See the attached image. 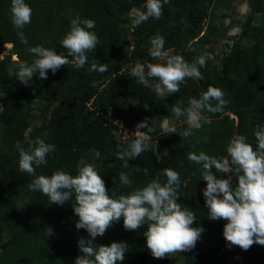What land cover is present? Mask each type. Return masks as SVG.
Returning <instances> with one entry per match:
<instances>
[{
  "label": "trees",
  "instance_id": "16d2710c",
  "mask_svg": "<svg viewBox=\"0 0 264 264\" xmlns=\"http://www.w3.org/2000/svg\"><path fill=\"white\" fill-rule=\"evenodd\" d=\"M258 1L249 21L241 28L238 40L221 61L223 71H217L209 61L202 68L204 81L198 89L186 80L179 92L161 99L151 88L137 83L130 75V68L136 63L158 62L148 54L149 41L155 35L164 37V49L170 54L182 53L190 43L198 41L212 13L213 0H170L159 20L149 18L135 27L127 13L132 7L143 11L146 0H42L47 12L63 15L47 44L43 40L51 26L49 20L48 25L43 24L42 18L32 10L31 23L23 29L27 44H23L10 21L11 0H0V106L4 109L0 112V264H75V259L82 255L78 247L80 238L91 240L93 246L126 243L128 250L117 264H169V257L155 259L146 248L143 236L146 225L135 231L125 230L121 218L113 222L103 236L92 239L86 230L75 228L78 217L71 206L74 200L62 206L50 204L47 196L28 188L34 177L19 171V152L15 145L19 141L27 150L28 141L38 139L35 134L27 133L31 110L36 101L50 99L56 104L50 111L46 136L42 140L56 148L47 156V163L36 168V175L50 176L56 170L76 175L77 164L83 159L101 176L109 195L118 198L142 188L155 177H160L163 184L166 182L163 170L171 168L180 175L177 202L195 214L197 220L192 227L200 226L205 230L192 251L181 253L183 264H226L228 261L240 264L239 259L243 264H264V246L253 245L247 251L237 247L238 254L222 250V247L229 248L223 237L225 223L208 218L202 165L187 159L190 152H204L217 158L226 156L227 144L235 134L245 135L246 142L251 144L255 140L252 133L264 121V65L257 69V63H253L255 46L247 53L241 47L242 40L255 45L264 40L261 34L264 6L258 8ZM25 3L32 4L31 0ZM255 13L262 14L259 24L253 21ZM77 17L95 21V28L89 31L95 32L100 41L87 54V64L77 69L71 62L73 58L68 57L70 63L55 74L49 71L47 79L34 74L28 84L17 80L18 63L33 59L29 47L39 45L67 56L60 40L69 30L70 21ZM7 44L11 45L9 50ZM13 56L17 60L12 62ZM94 60L107 64L108 70L90 72ZM209 86L225 93L227 107L219 113H203L210 117V123L201 121L202 127L193 130L187 139L181 141L182 132L176 126V133H163L160 125L164 119L173 126L185 119V115L176 117L172 113V108L179 106V100H182L181 108H185L189 97L198 98ZM132 100L139 103L133 105ZM144 104L149 107L145 109ZM145 118L155 131L139 129V132L156 145L160 159L153 151H146L129 160L130 167L124 168L123 162L116 158L119 149L112 133L119 132L118 125L137 131L136 125ZM135 139L123 140L120 133L119 140L125 146ZM90 149L99 151L100 157L94 158ZM135 167L141 171H135ZM143 169H147V174ZM212 171L217 178L227 179L226 173H216L214 168ZM121 172L127 173L133 181L130 187L120 185ZM228 175L232 176L235 187V175ZM21 200L26 204L24 212L19 208ZM48 228L51 234L47 236Z\"/></svg>",
  "mask_w": 264,
  "mask_h": 264
},
{
  "label": "clouds",
  "instance_id": "9594fccd",
  "mask_svg": "<svg viewBox=\"0 0 264 264\" xmlns=\"http://www.w3.org/2000/svg\"><path fill=\"white\" fill-rule=\"evenodd\" d=\"M169 3L170 0H146L143 11L132 7L127 15L134 27L139 26L149 18L159 20L164 6ZM31 17L32 9L25 0H11L10 21L23 44H27L23 29L31 23ZM93 28L95 21L91 19L77 17L70 21L69 30L60 40L62 47L67 50V56L39 45L29 47L28 52L33 59L31 62L18 63L16 79L23 84H28L34 74H38L40 79H47L49 71L55 74L58 69L70 63L68 57L73 58L71 62L75 68H83L88 62L87 54L100 43L96 33L89 31ZM149 43L148 54L158 62L136 63L129 71L137 83L151 88L161 99L179 92L181 85L188 79L203 80L200 69L206 66L207 61L215 62V56L210 53L196 58L194 62L187 61L182 55L170 54L164 49L165 40L161 35L153 36ZM107 70V64L96 63L95 60L89 68L90 72L104 73ZM224 97L225 93L221 89L209 86L198 98L189 97L187 107L174 106L172 113L176 117L186 115L189 125L180 135L187 139L193 130L202 127L201 121L210 123V117L203 113L223 111L228 105ZM130 103L136 105L139 101L132 100ZM144 107L147 109L149 106L144 104ZM3 110V106H0V112ZM160 127L166 135L177 132L168 119ZM136 128V132L139 129L155 131V127H150L148 118L139 122ZM112 135L117 139L119 149L116 158L123 162L124 168L130 167L129 160L136 159L146 151H153L157 159H160L156 145L151 144L150 138L143 133L127 146L120 142L119 132L114 131ZM252 135L255 137L256 150L246 142L245 135L235 134L227 144V155L224 157L217 158L204 152H190L187 156L192 163L202 165L201 179L206 182L203 197L208 218L226 221L223 226L224 240L228 247L236 246L238 253V248L247 251L253 245L264 246V126H257ZM28 144L27 150L19 141L15 145L19 152V171L34 177L28 188L47 196L50 204L62 206L74 200L71 206L78 217L75 228L86 230L92 239L103 236L113 222L121 218L125 230L135 231L146 225L143 231L145 246L155 259L192 251L201 239L205 230L200 226L192 227L197 220L195 214L177 202L180 175L175 170H163L166 177L163 184L160 177H155L142 188H135L128 194L113 198L98 172L83 159L77 164L76 175L61 170H56L50 176L36 175V168L47 163V156L55 151L56 146L39 138L28 141ZM90 151L94 158L100 157L99 151ZM213 168L216 173L234 174L235 187L232 186L231 175L227 179L217 178ZM134 170L141 171L139 167ZM143 171L147 174V169ZM119 183L128 188L133 181L127 173L121 172ZM50 234L51 228H48L46 235ZM78 247L82 255L75 259V264H117L124 259L128 250L124 242L93 246L91 240L84 238L78 240ZM240 264H243L242 261Z\"/></svg>",
  "mask_w": 264,
  "mask_h": 264
},
{
  "label": "rangeland",
  "instance_id": "374dc122",
  "mask_svg": "<svg viewBox=\"0 0 264 264\" xmlns=\"http://www.w3.org/2000/svg\"><path fill=\"white\" fill-rule=\"evenodd\" d=\"M260 6L258 8H262L264 6V0H259ZM31 9L42 18L43 24L48 25V20L50 21V28L47 33V37L43 40L44 44L48 43L49 38L55 32V26L58 20L63 17V15L55 13V12H47L43 8L42 0H31ZM257 0H213V9L210 17L205 23L204 32L202 33V37L197 41L190 43L188 47L182 53H178L176 55H182L187 61L194 62L196 58L204 55L205 53H210L215 56V69L219 72L223 71V66L220 65L221 61L228 55L232 45L234 42L238 40L241 28L247 24L249 21V16L253 9H256ZM262 14L255 13L254 23L259 24L262 22ZM129 25V24H128ZM261 34H264V25L261 30ZM255 46L254 55L256 57L254 64L257 63L256 68L260 65H264V40L260 44H256L249 40H242L241 47L243 52H249L250 47ZM7 50L11 48V45H6ZM174 54V53H172ZM3 57V55H1ZM12 62L17 60L16 56L12 57ZM10 64V69L13 68V63ZM209 62V61H207ZM203 77L202 68L200 69ZM57 81V78H55ZM188 81L192 82L196 88L198 89L201 84H203V80H192L188 79ZM157 81H152V83H156ZM55 101L53 99L47 101H36L33 104L31 110V125L28 130V134L32 133L36 135V138L44 139L46 136L45 125L48 122L50 111L55 106ZM182 100H179V106L182 105ZM165 120V119H164ZM163 120V121H164ZM181 132H184L188 129L189 125L187 122V117L185 115V119L183 121H177L175 125ZM248 126H252V124L248 123ZM257 126H264V121ZM181 141L184 139L180 136ZM251 145L254 150H256V141L254 140ZM232 183V182H231ZM19 208L21 212L26 210V204L24 201H19ZM7 236H5V239ZM169 264H183V258L181 253H176L169 257Z\"/></svg>",
  "mask_w": 264,
  "mask_h": 264
},
{
  "label": "built area",
  "instance_id": "2783aa9c",
  "mask_svg": "<svg viewBox=\"0 0 264 264\" xmlns=\"http://www.w3.org/2000/svg\"><path fill=\"white\" fill-rule=\"evenodd\" d=\"M118 130L121 133V136H122V139L123 140H125L127 138H131V137L137 138L140 135V133H142V132H136V131L130 130L128 128L123 127L122 125H118ZM226 176H227V178L229 177L228 174H226ZM231 182H232V179H231ZM224 223H226V221H224ZM223 251L224 252H228V253H230V251H233L235 253H238V251L236 249V246L229 247V249H227V250L226 249H223ZM233 259L235 260V258H233ZM230 261H232V259ZM239 262L241 263V260H239ZM228 263H229V261L227 262V264Z\"/></svg>",
  "mask_w": 264,
  "mask_h": 264
},
{
  "label": "bare ground",
  "instance_id": "6f19581e",
  "mask_svg": "<svg viewBox=\"0 0 264 264\" xmlns=\"http://www.w3.org/2000/svg\"><path fill=\"white\" fill-rule=\"evenodd\" d=\"M7 45H9V44H7Z\"/></svg>",
  "mask_w": 264,
  "mask_h": 264
}]
</instances>
